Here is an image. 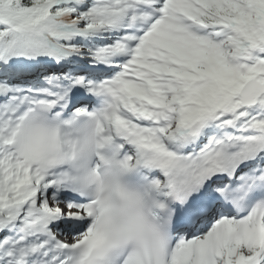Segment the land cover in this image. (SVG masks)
Listing matches in <instances>:
<instances>
[{
	"label": "snow or ice",
	"instance_id": "6c2138e0",
	"mask_svg": "<svg viewBox=\"0 0 264 264\" xmlns=\"http://www.w3.org/2000/svg\"><path fill=\"white\" fill-rule=\"evenodd\" d=\"M0 264H264V0H0Z\"/></svg>",
	"mask_w": 264,
	"mask_h": 264
}]
</instances>
